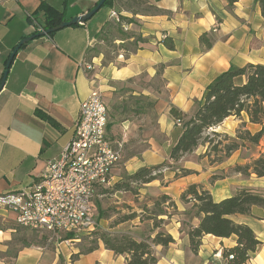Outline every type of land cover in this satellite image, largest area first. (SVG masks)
Here are the masks:
<instances>
[{
	"label": "crops",
	"instance_id": "1",
	"mask_svg": "<svg viewBox=\"0 0 264 264\" xmlns=\"http://www.w3.org/2000/svg\"><path fill=\"white\" fill-rule=\"evenodd\" d=\"M99 1L0 0V83L15 47L43 28L45 16L38 11L42 2L62 12L64 20H71ZM133 1L120 4L115 0L85 23L37 37L19 49L0 91V194L19 192L41 178L48 163L74 138L81 105L96 92L108 107V138L124 142L120 163L112 171V185L126 173L133 175L141 168L170 161L171 148L182 133V125H176L171 115L172 106L191 116L219 74L232 66L264 64V17L259 0H239L233 6L226 0H147L160 9L148 13H136ZM113 11L131 21L122 23L126 33L116 38L120 48L112 58L104 60L100 54L87 61L108 25L118 22ZM87 62L93 63V69H86ZM243 124L253 133L262 128L243 111L212 131L236 138ZM151 128L153 133L159 128L164 139L152 136ZM208 149V142L200 144L177 161L191 174H166L164 183L159 179L142 183L146 189L139 190L141 198L156 190L169 195L177 206L171 218L158 216L175 242L154 246L157 264H228L225 252L238 244L237 235L207 234L199 251H192L190 237L182 231L184 213L193 205L181 199L189 185H201L216 201L244 187L264 192V176L252 169L248 174L234 169L250 164L264 149L255 155L246 143L229 156L222 150L223 158L218 160ZM229 217L250 226L261 241L244 264H264V207L254 205L249 214ZM188 221L198 226L200 218L193 212ZM18 225L13 212L0 208V264H128L126 254H116L102 240L94 250L81 251L80 237L73 234V238H62L50 233L47 243L23 245L12 255L9 247L14 246ZM113 228L116 232L123 229L137 240L154 238L160 229L139 218ZM58 239L61 241H55Z\"/></svg>",
	"mask_w": 264,
	"mask_h": 264
},
{
	"label": "trees",
	"instance_id": "2",
	"mask_svg": "<svg viewBox=\"0 0 264 264\" xmlns=\"http://www.w3.org/2000/svg\"><path fill=\"white\" fill-rule=\"evenodd\" d=\"M114 1L107 0L104 6H112L114 5ZM122 1L116 0L120 4ZM140 1H142L143 5H147L149 9H153L152 11H142V13L160 11L155 5H149L147 0ZM226 1L229 6H233L239 0ZM259 1L264 17V0ZM133 2L137 4L135 0ZM129 5L132 7L133 4L130 2ZM38 11L44 13L45 21L43 29L45 30L56 27L64 21L62 12L45 2L40 4ZM135 12L141 11L137 9ZM128 21L130 20L119 15L118 24H116L118 30L123 31L122 23ZM110 24H113V22ZM203 38H205V34L202 36V40ZM164 41L168 47L174 48V45L170 44L167 39ZM243 111L247 112L252 123L260 124L262 128L256 133L246 129L245 134H240L237 137L240 143L234 141L225 146L224 151L227 156L246 143L259 144L264 139V64H248L243 67L232 66L227 71L219 74L207 87L195 114L191 116L172 106L170 110L171 115L176 122L182 123V133L171 148L170 159L179 161L185 154L193 152L201 144L204 134L208 130L219 126L232 115L240 116ZM242 126L244 127L245 124ZM214 134L221 135L216 132ZM217 147L215 145V149ZM159 167L141 168L129 178L133 182L150 183L158 179L159 174H153V171L158 170ZM234 169L243 174H248L250 169H252L259 177H263L264 154L254 159L253 163L236 165ZM183 170L186 173H192L189 170ZM116 189L132 190V187L129 182H120L116 185ZM182 199L185 202L193 204L196 216L200 218L198 226H191L188 232L193 252L197 253L199 251L202 238L207 234L218 237L237 235V246L225 252L228 264H244L257 251L261 241L257 239L253 229L246 224L236 223L229 216L233 214H249L254 205L264 207V192L244 187L238 189L231 197L216 201L209 190L204 189L201 185L193 184L182 194ZM163 204L166 207L176 208V204L172 198L167 194H163L155 203L156 208L159 209L158 216L167 214L163 210ZM136 216V213L125 215L122 217L121 222L132 220ZM162 222L163 220H158L154 226L159 227ZM70 235L67 238L74 237L72 234ZM99 240H102L105 246L116 254H126L128 264H157L158 257L155 254L153 246H168L175 242L173 236L164 231L158 232L154 238L149 237L145 240H137L128 233L116 235L104 232L99 235ZM29 245H31L29 242H24V246ZM95 248L96 246L90 247L86 252L92 251ZM230 255L234 257L230 259Z\"/></svg>",
	"mask_w": 264,
	"mask_h": 264
},
{
	"label": "built area",
	"instance_id": "3",
	"mask_svg": "<svg viewBox=\"0 0 264 264\" xmlns=\"http://www.w3.org/2000/svg\"><path fill=\"white\" fill-rule=\"evenodd\" d=\"M112 16L119 19L116 11ZM85 65L87 70L93 69ZM108 123V107L96 92L82 103L74 138L59 157L48 163L41 178L29 188L0 194V208L13 212L19 225L55 236L67 233L77 237L80 231H94L98 225L95 194L98 188L111 185L112 171L124 150L123 141L108 138Z\"/></svg>",
	"mask_w": 264,
	"mask_h": 264
},
{
	"label": "rangeland",
	"instance_id": "4",
	"mask_svg": "<svg viewBox=\"0 0 264 264\" xmlns=\"http://www.w3.org/2000/svg\"><path fill=\"white\" fill-rule=\"evenodd\" d=\"M135 3L138 4V5L135 4L136 8H138L139 11L141 12L153 10V9H149L147 5L145 4L143 5L142 1L140 0H135ZM116 24H118V22L114 20L113 24L108 25L106 32H104L103 36H101L98 39V43L96 44L95 48L92 50V53L90 52V54H88L87 61L91 62L92 58L95 55H100V54L104 55V60L108 58H112L114 53L118 51L120 46L116 44L117 42L116 38L123 37L126 31L124 30L119 31ZM42 31H45V29L44 30L40 29V32ZM87 64L90 65L92 68L94 67L93 63L87 62ZM177 123L178 122H176V125ZM245 132H246V128H244L242 125H239V128L237 129V132H236V138H231L223 134L216 135L214 134L212 129H210L204 134L201 144L207 143L208 141L209 143L208 150H210L209 155H214L215 160L216 159L218 160L219 158H223L222 150H224L225 146L228 144H231L234 141H237L240 143V140L237 139V137L240 134L242 135L245 134ZM152 133L153 131L151 128L150 134ZM141 135H143V132H141ZM152 136L157 138L158 141H162L164 139V135L159 131V128H157V130L152 134ZM215 145L218 146L216 149H215ZM251 146H252V153L255 155H258L262 151V149H264V144H262L261 142L259 144L252 143ZM137 148L139 147H135V149ZM202 151L203 149L201 147V152ZM260 155L258 156V158L260 157ZM251 163H253V161ZM157 166H160V167L158 170H154L153 174H156V173L159 174L158 179L163 183L166 180L164 179L166 174H168V176H172V174L175 173V177L189 174V173L184 172L182 168V164H178L177 161H174L171 159L170 161L164 162ZM130 176L131 175H128L126 173L123 175L122 179L112 184L110 187H104L101 189L100 188L97 189V193L95 194V197L93 200V205H94V216L98 222V225H97V228L92 232H85V231L79 232L80 238H78V242H80L79 244L81 246L80 247L81 251L84 252L90 247L97 246V243L99 242L98 237L101 233H104V232L113 233L116 235L126 234L125 232H123V229L124 230L127 229L126 227H124L123 229H118L120 230L119 232L114 231L115 228H113V227H116L119 223H122L121 219L125 215L136 213L137 216L134 218L136 222H138V218H139L141 221L149 220L154 225L156 224V222H158V220H160L158 219V215H157V213H159V209L156 208L155 203L156 201L160 199V197L163 194L157 193L156 190L147 191L146 195H143L141 198L140 196H138V194H141L139 190L145 191L146 188H144L142 183L133 182L129 178ZM216 176H219V175H216ZM170 178L171 177H169V179ZM120 182H129L131 184L132 190H117L116 185ZM182 201L185 203L183 199ZM163 206H164L163 210L167 212V214L165 215H167L169 218H171L172 214H174L177 211V206L176 208L166 207L164 204ZM193 212H194V215H196V210L193 209V206H192L191 209H189V211H186L184 213L185 221L182 222V228H183L182 231H184L187 234L189 232V228L192 226V224H190L188 220L192 217ZM125 222H128V221H125ZM163 223L164 221L160 223V226H159L160 229L158 232L160 231L165 232V227L163 226ZM130 225L131 223L129 222L128 226L130 227ZM109 228H113V231L107 230ZM50 235L51 234L49 232L37 231V230L25 228L21 225H18V233H17V236L14 238V243H13L14 246L9 247L10 248L9 252L13 255L15 250H17L19 247L24 245V242H29L30 244L38 243V242L47 243ZM67 235L69 236L70 234L60 233V237L62 238H64ZM55 241H61V239H58ZM190 244H191V240H190Z\"/></svg>",
	"mask_w": 264,
	"mask_h": 264
},
{
	"label": "water",
	"instance_id": "5",
	"mask_svg": "<svg viewBox=\"0 0 264 264\" xmlns=\"http://www.w3.org/2000/svg\"><path fill=\"white\" fill-rule=\"evenodd\" d=\"M107 0H100L92 9H90L88 12H86L85 14L75 17L71 20H64L63 22H61L58 26L47 29L45 31L30 35L24 39H22L19 44L15 47V49L13 50V52L11 53L9 60L7 61V65H6V71L4 73V76L2 78V81L0 83V91L3 89V87L5 86L6 80L8 78V74H9V70L10 67L12 65V62L17 54V52L19 51V49L25 45L26 43L36 39L37 37H42V36H46V35H50L60 29L66 28L68 26H72V25H76V24H83L86 21H88L89 19H91L106 3Z\"/></svg>",
	"mask_w": 264,
	"mask_h": 264
}]
</instances>
